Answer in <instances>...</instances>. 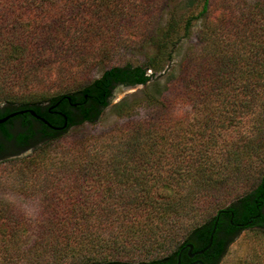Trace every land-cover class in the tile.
<instances>
[{"label":"trees","instance_id":"16d2710c","mask_svg":"<svg viewBox=\"0 0 264 264\" xmlns=\"http://www.w3.org/2000/svg\"><path fill=\"white\" fill-rule=\"evenodd\" d=\"M5 1L24 17L18 18L22 32L17 44L10 42L11 30L0 45V117L2 112L30 109L49 125L63 127L54 131L27 114L18 138L23 144L36 137L56 140L75 125L94 123L115 87L146 85L158 60L169 57L195 22L202 18L204 24L198 35L202 48L184 59L183 93L173 95L193 108L185 116L189 119L173 120L168 98L155 106L156 123L117 128L97 153L78 147L67 162L76 172L74 180L47 198L41 235L28 249L22 250L27 222L10 216L11 206L0 207L8 211L0 216V264H176L185 244L200 250L211 236L210 247L199 258L204 264H218L242 231L264 229V174L243 193L236 189L239 176L249 168L238 148L250 153L252 163L264 157V0H189L192 11L168 20L159 37L155 35L157 55L144 66H113L83 86L70 80L74 91L50 97L44 105L9 97L6 87L16 61L30 77L38 70L42 45L47 48L51 41L68 37L72 26L79 35L91 30L100 39L108 36L117 23L115 13L127 4L141 15L129 23L148 28L161 0H49V15L39 0ZM147 35L143 31L129 37L147 40ZM84 61L81 58L75 69ZM122 107L123 102L117 110ZM241 117L253 123L242 133V144L227 150L223 160L214 159L223 124L233 126ZM0 128L6 133L4 125ZM231 189L235 199L214 213V202ZM199 219L204 222L193 226ZM185 223L190 230L175 246ZM188 262L186 255L180 258V264Z\"/></svg>","mask_w":264,"mask_h":264},{"label":"rangeland","instance_id":"374dc122","mask_svg":"<svg viewBox=\"0 0 264 264\" xmlns=\"http://www.w3.org/2000/svg\"><path fill=\"white\" fill-rule=\"evenodd\" d=\"M39 1L43 3V6L40 7L43 11L45 10L44 15L47 13L49 15L51 11L48 5L49 0ZM125 1L131 4V0ZM240 1L247 2L248 0ZM187 2L189 0H161L157 2L153 13L155 20L148 28V24L129 23L131 18H135V22H137L141 15L137 10L130 11V5H124L123 10L114 15V22L117 23L107 31L108 36L105 35L101 39L91 30L79 35L78 30L75 31L78 28L72 26V32L68 37H59L55 41H51L47 48L42 45L39 50L37 49L40 54L36 63L38 70L36 69L30 77L25 73L26 69L21 68L16 61L11 69L13 70L12 79H10L9 86L6 87V92L16 102L30 100L44 105L50 97L74 91L70 80L77 79L83 86L99 78L104 70L113 66H144L149 58L157 55L158 38L156 39L155 35L159 37L158 35L163 31L168 20L173 17L181 19L192 11L191 8L188 9L189 3ZM6 3L7 1L0 0V45L12 30L10 42L15 46L21 39L22 32L21 21L18 18L22 19L24 15L21 10L16 11V7L13 5L10 7ZM231 8L236 9L235 5H232ZM193 9L197 11L196 8ZM151 17L152 14L149 18ZM121 18H126V20ZM48 24H51L50 19H48ZM203 24L202 18L195 22L189 36L179 40L171 50L169 57L158 60L155 75L146 85L115 87L109 98L108 106L94 123L84 122L75 125L56 140L38 141L32 145L31 149L17 155H10V151H12L10 150L9 155L0 159L1 210L6 205L8 208L11 206L10 216H22L27 222L23 238L26 244L22 246V250L28 249L41 235L40 225L45 217L44 207L47 198L52 195V192L64 190L66 185L74 180L73 176L76 175V172L73 171L71 165L68 166L67 162L75 156L78 147L90 148V152L97 153L103 142L109 141V138L115 136L112 132L117 128H127L128 125L141 122L155 121L156 123L155 106L165 100L171 99L169 100L168 113L174 116L173 120L185 121L189 119L185 116L189 115L193 108L187 102L182 101V96L173 98V95L177 91L183 93L184 59L191 50L197 51L202 48L198 35ZM143 31L148 33L149 39L141 40L129 37L130 34L138 35ZM81 58H84L85 61L76 70L75 66L78 65ZM147 73L151 74V70H148ZM121 102H123V110L119 111L117 105ZM3 104L0 102L1 106ZM214 123L220 126L218 122L214 121ZM252 124L246 117H241L233 126H229L228 122H225L222 132L219 131L218 145L213 147L218 153L214 159L221 160L227 150L242 144V133L247 132ZM214 128L218 130L216 125ZM238 149L241 152L240 157L243 159V163H247L246 166L249 167V171L243 170L244 172L239 176V188H236L243 193L247 186L256 183L254 181L258 176L264 174V157L258 158L252 163L250 153H246L241 148ZM83 176L87 175L79 174V177ZM235 196L237 195H234L232 189L226 195L220 196L219 200L214 202V213L229 205ZM7 212L0 211V216L6 215ZM203 222L204 219L192 221L193 226ZM187 224L185 223L179 230L175 246L190 230ZM168 252L165 251L159 256H164ZM218 264H264V229L251 228L242 231L228 244L226 253Z\"/></svg>","mask_w":264,"mask_h":264},{"label":"flooded vegetation","instance_id":"af4514ba","mask_svg":"<svg viewBox=\"0 0 264 264\" xmlns=\"http://www.w3.org/2000/svg\"><path fill=\"white\" fill-rule=\"evenodd\" d=\"M2 108V106H1ZM53 107H51L48 110V113L51 114L52 113V109ZM18 111H24V110H18ZM17 111H10V112H2V116L0 118H3L11 113H14ZM29 114L28 112L23 113L21 115H17L11 119H9L8 121L4 122L1 125H4L6 128V133L3 132L2 128H0V159L3 158V156L5 155H9V151H10V155H17L18 153L21 154L22 152H25L29 149H31L34 143L36 142H42L43 140H39L38 137L36 138H32V139H27L26 143H22L18 140L19 136L22 134L23 130H24V125L25 122L27 121L26 119V115ZM31 115V114H30ZM32 116V115H31ZM36 118L37 121L39 122H43V124L51 127L54 131H61L63 129V127H56V126H51L48 124V122L44 119H41L40 117H34ZM65 120V119H64ZM45 121V122H44ZM42 126H40L41 128ZM9 137V139H8ZM232 228V227H231ZM186 245H191V244H185V246L182 247V249L179 251V255L177 257V261L176 264H180V258L183 255H186L189 259V262L187 264H204L202 259L199 258L200 255H195L194 253L199 251L198 249H194V246L192 248V250L189 252V248L186 247ZM204 249V248H203ZM202 250V249H200ZM190 254H194L192 257L190 256ZM202 255V254H201ZM198 262V263H196ZM200 262V263H199Z\"/></svg>","mask_w":264,"mask_h":264},{"label":"water","instance_id":"95a60500","mask_svg":"<svg viewBox=\"0 0 264 264\" xmlns=\"http://www.w3.org/2000/svg\"><path fill=\"white\" fill-rule=\"evenodd\" d=\"M26 112H28L29 114H31V115L34 116V117L36 116L35 113H34L33 111H31L30 109H29V110H24V111H17V112H14V113L9 114V115H7V116H5V117H3V118H0V124H3L4 122L8 121L9 119H11V118H13V117H15V116H17V115H21V114H23V113H26ZM44 122H45V121H44ZM210 243H212V236L210 237V239H209V243L207 244V246H206L204 249L195 252L194 254H195V255H201V254H203V253H204V252L210 247ZM186 247L189 248V252H190V251L192 250V248H193L192 245H186ZM194 254H190V256L192 257ZM196 263H198V262H196ZM199 263H200V262H199ZM178 264H179V262H178ZM200 264H201V263H200Z\"/></svg>","mask_w":264,"mask_h":264}]
</instances>
